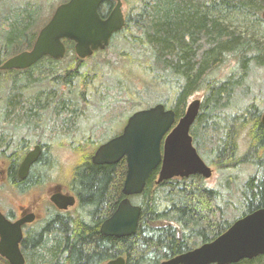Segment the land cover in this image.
<instances>
[{"label":"trees","instance_id":"obj_1","mask_svg":"<svg viewBox=\"0 0 264 264\" xmlns=\"http://www.w3.org/2000/svg\"><path fill=\"white\" fill-rule=\"evenodd\" d=\"M23 1L0 0V5L16 4L0 17V65L31 49L42 27L39 25L42 6ZM127 3L129 9L120 35L134 51L118 53L119 62L113 70L119 69L115 75L108 73L112 65L108 66L109 62L104 60L94 66L84 65L85 61L74 55L72 46L66 47L65 57L72 55L61 70L39 68L44 62H53L43 59L31 69L3 72L11 84L4 96L0 93V117L4 122L9 119L19 123L8 128L13 133H8L7 140L3 133L0 137V147L4 146L0 148V162L9 165L8 179L16 180V168L30 146L42 144L41 138L35 142L26 137L17 140L14 133L26 128L30 134L41 135L42 116L52 121L68 117L64 124L68 121L73 124L86 115L83 108L109 98L111 76L119 85L117 96L125 98V107L110 115L111 120L122 116L126 122L137 111L134 104L141 102L139 82L149 96L159 94L156 104L173 110L175 124L184 115L189 98L203 92L198 116L190 130L197 153L222 174L237 172L245 165L255 167L256 173L238 187L235 177L227 175L225 187L231 195L228 201H222L221 189L207 187L200 176L156 183V170L142 194L130 197L131 203L141 208L136 233L125 238L105 237L99 228L123 199L126 163L123 159L112 166L93 165L91 156L108 139L96 141L90 134L83 136L73 148L78 157L68 181L69 189L77 197V208L72 215L54 216L47 225L35 224L26 231L20 246L25 264H101L117 258H123L125 264H160L213 241L240 217L264 208L261 125L264 95L251 98L249 104L244 103L245 97L239 101L241 95L248 93V75L254 69L264 68V40L233 29V21L245 24V20L256 18L264 8L262 0H127ZM230 57L237 68L218 80L216 73ZM35 68L39 69L36 75ZM31 85L47 94L43 97L41 90L33 99L25 97L24 92ZM97 107L100 110L101 105ZM62 132L68 134L70 130L63 127ZM242 139L247 148L240 155ZM53 146L43 143L44 152L26 180L15 184L29 185L52 172ZM236 192L237 204H231L233 208L229 203ZM231 208L238 215L232 219L227 216ZM0 264L8 262L0 257ZM236 264H264V255Z\"/></svg>","mask_w":264,"mask_h":264},{"label":"water","instance_id":"obj_2","mask_svg":"<svg viewBox=\"0 0 264 264\" xmlns=\"http://www.w3.org/2000/svg\"><path fill=\"white\" fill-rule=\"evenodd\" d=\"M103 1L115 2L105 20L97 12ZM124 24L121 0H68L56 7L49 22L38 32L32 48L7 59L0 71H23L44 57L61 60L66 53L63 40L72 41L75 55L84 60L104 50L111 36ZM199 110L200 100L190 101L176 124L173 110L161 104L136 111L127 118L118 136L96 149L91 157L93 165L111 166L123 159L126 163L123 199L101 223L99 230L103 236L125 238L136 233L141 208L132 205L129 198L142 194L154 171L158 170L156 183L195 175L205 180L211 178L212 170L198 155L190 135ZM261 125L264 126V111ZM40 153V148L35 147L26 154L17 172L20 180L26 179ZM68 200L72 205V198ZM54 203L60 207L58 200ZM31 221L30 217L12 223L0 213V257L8 264H25L19 244L22 226ZM262 255L264 208L237 219L213 241L161 264H236ZM107 264H125V260L117 258Z\"/></svg>","mask_w":264,"mask_h":264},{"label":"rangeland","instance_id":"obj_3","mask_svg":"<svg viewBox=\"0 0 264 264\" xmlns=\"http://www.w3.org/2000/svg\"><path fill=\"white\" fill-rule=\"evenodd\" d=\"M30 3H36L40 7L42 6V12L40 17L39 25L40 27H43V24L46 23L51 15L53 14L56 7L61 3L62 0H24L23 2ZM129 2H134L135 0H128ZM123 10L125 13L129 9L127 0L126 2L123 1ZM21 4V3H19ZM16 4H11L8 2L1 3L0 5V17L3 16V12L8 10L11 6H15ZM264 7V6H263ZM14 8V7H13ZM264 11V8L260 10V12L257 13L256 18H252L251 20H245V24H242L238 21H233V29H236L238 32H247L248 36L250 38L256 39V40H264V20L262 18V13ZM230 23V21L228 22ZM41 27V28H42ZM110 52L104 51L101 54H97L96 57L92 56L90 58L85 59L84 65L86 66H94L97 62L101 63L103 60L106 62H109V65H112V69L109 70L108 67V73L111 75H115L114 72L116 69V64L119 62V59L117 57L118 53L126 54L129 50L134 51L131 46L127 45L125 43V40H123L122 36L118 34L117 38H114L113 42L109 46ZM128 50V51H127ZM70 54V53H69ZM72 55V54H70ZM70 55H67L64 59L58 61V62H44L42 65H38L39 68H48V69H58L61 70L62 67L65 65L67 60L69 59ZM106 56V57H105ZM37 66V67H38ZM107 66V65H106ZM105 66V71H107V67ZM90 68V67H89ZM237 68L236 62L233 60L232 57H230L226 65L224 67H221V69L216 73V78L219 80L220 78H225L226 76L234 73L235 69ZM34 75H36V72L39 70L38 68L33 69ZM32 70V71H33ZM83 71V70H82ZM117 76V75H116ZM115 77L111 76V79L108 80V85L111 87L110 96L107 100H104L98 104L97 101L93 102V105H90L88 109H85L86 115L80 119L74 120L73 124L69 121L67 124H64V120L68 119V117L63 118L59 120H46L42 119V124L44 128V133L42 132L39 136L37 132V135L30 134L28 131H26V128L17 130L14 134L15 139L17 140L21 137H26L30 140V142H35L37 139L41 138L42 144H53L54 146L50 150L51 157L53 158V163H56L57 166H55L50 173V178L53 179L51 183L44 184V185H38L33 188H26L24 191L16 190L13 186L9 185V182L7 183H1L0 184V211L3 213H9L11 211V208L19 206H26L30 205L32 208H35L37 212L41 211V208L45 206L44 201H46L47 196V186L50 187L51 184L59 183L65 186L66 188H69L68 181L70 179L69 174H71L73 165L77 161V152H74V146L76 142L83 138V136L87 137L89 134L92 135V137L96 141H101L103 138L106 140L113 137L114 135L121 132L125 121L124 117H117L115 120H111L113 117L110 115H114L117 110H121V108L125 107L124 100L125 98L117 96V88L119 87L118 83L114 81ZM10 78H7V75H5L2 71H0V84L2 87V90L0 89V93L4 96L5 92L7 91V88L10 87ZM137 82V81H136ZM135 82V83H136ZM247 83L249 84L248 93L245 94V96L241 95L239 97V101L241 98H244V103L249 104V100L255 96H261L264 95V68H257L254 69L250 75L247 77ZM144 84L142 82L138 83V88L140 90V103H135L134 107L139 110H144L146 108H149L153 105H155L158 101V93H151L150 96L148 92L142 90V86ZM106 85L104 86L105 89ZM41 89V87H38ZM245 88V86H244ZM103 89V91H105ZM144 89V88H143ZM42 90V89H41ZM41 90H38L36 87L32 88V85L28 88H26V91L24 92V96L28 97L29 99H33L36 97L38 93H40ZM42 95L44 97V94H47L44 90H42ZM239 91L235 95V97H238ZM41 95V96H42ZM40 96V95H39ZM203 92H196L194 93L188 100V102L199 99L202 100ZM239 105H242L243 103H239ZM100 106V110L97 106ZM228 112H231L228 109ZM122 112V111H121ZM123 113L125 111L123 110ZM1 114V113H0ZM4 119L0 117V137L3 133L6 137V140L9 138V135L13 133L12 130H8V128L13 125H19V123L12 122L8 120V122H4ZM67 121V120H66ZM66 127L67 130H70L68 134L62 132V128ZM53 129H56L53 131ZM9 133V135H8ZM71 143V144H70ZM245 140L242 139L241 144L239 145V154L243 155L245 153L244 146ZM34 145V144H33ZM3 146V145H2ZM0 148H4L0 147ZM1 151V150H0ZM249 158V157H248ZM203 160L206 162V164L213 170V175L210 179L204 180L205 184L209 188H216L218 190L221 189V194L223 196L222 201H228L227 198L231 194H229L228 189L225 187V177L228 176H234L235 177V185L238 187L241 182L246 180L247 177H250L256 173V168L251 165H245L242 168H240L237 172L234 173H221L216 171L215 167L211 166L209 164V161L203 158ZM0 166L6 167L8 166L5 162H0ZM54 182V183H53ZM222 187V188H221ZM226 189V190H225ZM237 195L238 193H234L232 195L230 205H236L237 204ZM226 203V202H224ZM231 205V207H233ZM234 208V207H233ZM228 209L230 210L227 214L228 218L232 219L237 215V211H233L234 209ZM236 208V207H235Z\"/></svg>","mask_w":264,"mask_h":264},{"label":"flooded vegetation","instance_id":"obj_4","mask_svg":"<svg viewBox=\"0 0 264 264\" xmlns=\"http://www.w3.org/2000/svg\"><path fill=\"white\" fill-rule=\"evenodd\" d=\"M105 2H107V3H105ZM262 2L264 4V1H262ZM114 6H115V2H112V1H103L99 5V7H98V11L97 12H98L99 17L102 20H105L109 16V14L111 13V11L113 10ZM122 6H123V3H122ZM122 13H123L124 21L126 22V13H125V11L123 9H122ZM120 32L121 31L116 32V33H114L111 36L110 43L113 42L114 38H117V36H118V34H120ZM62 42L65 45V47L72 46V48L74 49V43L72 41L63 40ZM43 59H50V58L44 57ZM82 61H84V60H82ZM53 62H58V61H53ZM31 68H33V67H31ZM31 68H29V69H31ZM41 118L44 119L43 116ZM42 125L43 124L40 123V126H42ZM247 128H249V118H248ZM35 147H39L40 148V150H41L40 155L44 152L43 151V148H42V144L34 143V145H31L30 148H29V150H27L26 154L29 151L33 150ZM26 154H25V156H26ZM20 163H19V165H20ZM34 164L31 167H33ZM19 165L16 168V180H13V182L10 179H8V173H7V171L9 169V165L6 166V167L0 166V184L1 183H6V182L7 183L10 182L9 185L10 186H13L14 189H16L17 191L18 190L24 191V190H26V188L29 189L30 187L33 188V187H36L38 185H41V186L44 185V184L46 185V184L51 183L53 181V179L50 178V175H51L50 173L51 172H49L48 175H46L43 178H40L35 183H31L29 185L28 184L27 185L26 184H24V185L23 184L22 185L21 184L20 185L15 184V183H19V182H22V181H25L26 180V179L20 180L18 178V176H17V172H18ZM50 165L53 166V168L55 166H57L56 163H54V165H52V162L50 163ZM31 167L29 169L28 175L31 172ZM47 189L48 190H47L46 201H44L45 206L43 208H41V211H39V212H37L35 210V208H32L30 205H26V206H19V205H17L16 207L11 208V211H9V213H3V212L0 211V213L9 222H12V223H14V222H16V221H18V220H20L22 218H30L31 217L32 221L29 222V223H26V224H24L22 226V240H21L19 246H23V241L25 240V238L27 236L26 235V231L28 229H32L35 224H40L41 226H45V225H47V223L49 222V220L52 217H54V216L72 215V214H74L75 209L77 208V205H78L77 197L74 195V193L69 188H66L62 184L55 183L53 185L51 184L50 187L47 186ZM70 198H72V202H73L72 205H69V200L68 199H70ZM55 200H58V205L60 207H58L54 203ZM23 236H24V238H23ZM113 260H115V259H113ZM113 260H108V261L106 260V261L102 262L101 264H107L108 262L113 261Z\"/></svg>","mask_w":264,"mask_h":264},{"label":"bare ground","instance_id":"obj_5","mask_svg":"<svg viewBox=\"0 0 264 264\" xmlns=\"http://www.w3.org/2000/svg\"><path fill=\"white\" fill-rule=\"evenodd\" d=\"M249 21V20H248ZM246 33V32H245ZM238 99V98H237ZM260 112V111H259ZM247 118H249V117H247ZM260 119V118H259ZM256 120V119H255ZM203 158V157H202ZM22 161V160H21ZM23 238H24V236H23Z\"/></svg>","mask_w":264,"mask_h":264}]
</instances>
